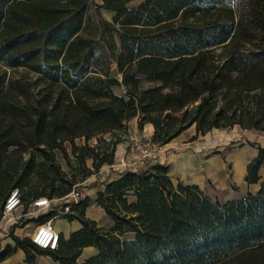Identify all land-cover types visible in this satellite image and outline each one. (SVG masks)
I'll return each instance as SVG.
<instances>
[{"label":"trees","instance_id":"obj_1","mask_svg":"<svg viewBox=\"0 0 264 264\" xmlns=\"http://www.w3.org/2000/svg\"><path fill=\"white\" fill-rule=\"evenodd\" d=\"M131 1L0 0V210L12 188L25 205L27 193L72 189L55 153L67 155L64 141L80 171L85 159L95 170L111 164L117 129L135 115L138 126L152 123L157 144L192 124L196 134L264 131V0ZM143 79L156 84L141 87ZM119 83L126 95L113 91ZM80 137L98 142L75 145ZM263 163L258 146L245 180L256 182ZM94 198L109 227L85 215L84 196L64 215L81 226L67 239L60 233L57 249L12 236L0 261L21 248L28 264L39 254L61 264H264V179L255 194L221 203L196 185H174L154 162L122 171ZM86 246L97 251L78 262Z\"/></svg>","mask_w":264,"mask_h":264},{"label":"crops","instance_id":"obj_2","mask_svg":"<svg viewBox=\"0 0 264 264\" xmlns=\"http://www.w3.org/2000/svg\"><path fill=\"white\" fill-rule=\"evenodd\" d=\"M230 128L229 133H213V135L205 136L201 133L196 134L195 127L192 124L170 141L158 144L156 162L167 166V173L174 185L178 182L185 186L196 185L212 200H217L221 203L242 198L248 193L255 194L264 179V163L261 164L257 171L259 178L256 182L245 180L246 166L256 156L258 146L264 147V131L255 128H242L238 125ZM124 153L123 144L120 141L117 142L114 146L113 162L111 164H103L101 171H99L102 172L106 167L112 169L104 183L115 179L126 169H137L138 165L133 163L130 158L126 159V161L127 165L131 167L126 168L125 166L127 165H122L124 163H121L120 160H123L122 156ZM91 161V159H88L87 164L89 165ZM86 196L90 200L85 208V215L93 219L98 226L109 227L112 222L110 220L107 226L104 223L106 222L105 218L109 217L104 209L96 203L95 193ZM127 198L129 201L135 199L131 192H129ZM93 207H96L94 215L89 210ZM62 215V219L67 218L64 216L65 214ZM63 223L66 230L65 233L56 225L55 227L60 231L64 239H67L72 231L81 226L76 218L72 220L66 219ZM7 244L14 245L10 238L3 237L0 240V251ZM96 251L97 249L94 246L84 247L81 254L77 257V259L81 260L77 261L82 262ZM84 252L85 256L80 258ZM0 264H28V262L25 260L23 250L16 248L11 255L0 261ZM33 264L61 263L48 254H39L35 256Z\"/></svg>","mask_w":264,"mask_h":264},{"label":"rangeland","instance_id":"obj_3","mask_svg":"<svg viewBox=\"0 0 264 264\" xmlns=\"http://www.w3.org/2000/svg\"><path fill=\"white\" fill-rule=\"evenodd\" d=\"M140 0H132L130 2V5H134L136 3H138ZM101 14L103 15V17H105L108 20H111L113 12L110 10H107L105 8H101L100 9ZM110 73L114 76H116L119 80L121 78V73L116 69L115 63L111 64V70ZM11 74V73H10ZM153 84H156V82H151L148 80L143 79L141 81V87H148L151 86ZM112 89L114 92L119 93V94H123L126 95V87L119 83L116 85L112 86ZM138 116L135 115L134 117H132L131 119L127 120L124 122V125L122 128L117 129L119 131H117V134L115 135L116 137H119L121 140L120 142L123 144L124 148H125V153L122 156L123 160H120L121 163H124L122 165H127V161L130 158V160L132 161L131 158H133V160L135 161L137 166V169H143L148 167V165L150 163H159L156 162L157 160V152H158V144L152 141V134H153V125L152 123L145 121L141 124V126H138ZM233 127V126H232ZM152 129V130H151ZM231 128H212L211 130L207 131L206 133L202 134V135H213V133L215 134H220V133H229ZM151 132V133H150ZM231 133L234 134V132L231 131ZM111 134L107 133L104 134L105 137H110ZM238 136V134H236ZM141 139L142 141H151L152 143H154L153 148H155L156 150V156L155 157H148V158H140L134 156V155H130L128 153V151L130 150V145L125 146L124 141H128V142H132L135 139ZM103 139V136H101V141ZM104 140V139H103ZM88 143V144H96L98 142V139H96V137H92L90 139H88V141H85L84 138H75L74 139V144L75 145H82L83 143ZM63 148L64 151L66 152L67 155L64 154L63 151L60 150H56V158L58 160V162L60 163L61 168L67 173L66 177L69 180H72L74 182H80L82 181V171L85 172L87 171L86 169H90V171H92V173L88 174L87 177L88 179L86 181H84L83 183H79L78 191L81 193L82 197L86 196V195H93L94 193H96V191L98 189H101L104 181L107 179L108 175L111 173L112 169H108V167L104 168V170L101 171V166L98 168V170H95L94 167L92 166V164L90 163L89 165L87 164V160L85 159V168L82 171H80L76 165V161H75V157L73 156V154L71 153V143L69 141H64L63 142ZM126 168L131 167V166H125ZM108 169V170H107ZM107 171V172H106ZM66 186V185H65ZM33 196V193H27L25 194V200L29 201L30 198ZM59 197H53V202H52V207H54L53 210H49V211H53L54 213V217H53V223L54 225H56L57 227H59L60 229H62V231L65 233L66 230L64 228V223L63 221L68 218L62 219L63 215H60L59 211L62 210V204H65V202H67L66 200H58ZM96 205V204H95ZM95 209L94 208H90V213L92 215H94L95 213ZM24 212H27V208L26 205L23 208ZM22 211V212H23ZM71 212V211H70ZM44 213V212H42ZM42 213L37 214L40 215ZM89 215V214H88ZM106 222H104L106 224V226L110 223V219L109 218H105ZM35 222V219L33 218H26V219H22L21 221H18L17 223V228H14V226H11L10 228H8L7 230H1L0 231V240L3 237H7L10 238L11 241L12 240V236H17L19 235L20 237H23L24 232L28 231L31 227V225ZM56 228V227H55ZM57 231H59L56 228ZM60 232V231H59ZM132 233H128L126 234V236H131ZM85 256V252L80 256L83 257ZM78 261H80L81 259H77Z\"/></svg>","mask_w":264,"mask_h":264},{"label":"built area","instance_id":"obj_4","mask_svg":"<svg viewBox=\"0 0 264 264\" xmlns=\"http://www.w3.org/2000/svg\"><path fill=\"white\" fill-rule=\"evenodd\" d=\"M124 144L125 146L130 145V150L128 151V153L131 156H136V158H152L156 156V150L155 148H153L154 143H152L151 141H142L139 138L135 139L132 142H128L126 140L124 141ZM131 159L132 162L135 163L133 158ZM101 166H103V164ZM87 179L88 177L86 176L82 179V181L74 183L72 189L67 194L58 198V200L63 199L67 201L62 205V210L59 211L60 215L69 213L71 211V206L74 203H77L80 198H82V195L78 191L77 187L79 186V183H83ZM53 200V198L47 196L33 197L26 204V208L28 211L24 212L23 208L25 204L21 199L20 191L18 190V188H12L9 191L0 210V231H5L11 226L17 228L18 221L26 218L34 219L39 213L53 210L54 207H52L51 205ZM53 217L54 216L43 222L35 221L32 228L28 231H25L23 236H27L33 243H35L39 247L49 250L57 249L59 245L60 232L55 228Z\"/></svg>","mask_w":264,"mask_h":264}]
</instances>
